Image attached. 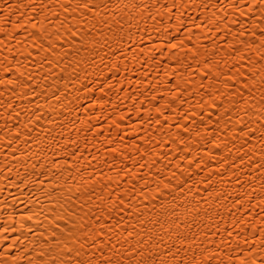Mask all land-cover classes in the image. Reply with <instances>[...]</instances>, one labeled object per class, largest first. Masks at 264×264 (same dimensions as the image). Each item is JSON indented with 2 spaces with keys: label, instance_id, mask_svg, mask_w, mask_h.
Instances as JSON below:
<instances>
[{
  "label": "bare ground",
  "instance_id": "1",
  "mask_svg": "<svg viewBox=\"0 0 264 264\" xmlns=\"http://www.w3.org/2000/svg\"><path fill=\"white\" fill-rule=\"evenodd\" d=\"M36 3L48 4L49 0ZM59 11L53 6L45 15L55 20L52 12ZM64 15L61 12V20ZM92 16L89 12L87 22L80 20L85 30L81 36L97 23ZM105 18L111 30L100 27L109 42L76 54L82 44L66 37L72 40V47L65 43L63 51L70 54L63 57L61 67L40 65L45 54L38 53L39 41L35 48L29 47L31 40L20 45L7 42L16 60L35 65L31 70L40 85L37 92L44 95L29 103L0 85V92H4L0 96V264H40L47 259L48 249L53 247L49 243L54 240L52 225L63 224L56 219L61 210L53 209L69 194L68 185H72V192L77 191V186L80 192L94 190L85 211L107 217L98 243L111 238L116 244L117 237L109 229L119 222L124 235L133 232V247L143 239L145 248L161 255L170 246L175 251L178 231L189 238L199 233L197 245L181 251L180 258H190L193 252L198 254L205 248L217 251V259L224 264H239V259L245 258L251 264L253 255L258 260L264 257L260 250L264 237L260 125L252 123L257 130L254 138L242 146L243 165L235 149L230 155L207 143L218 131L219 139L227 138L229 147L232 143L241 147V140L227 131L224 121L218 126L213 123L220 112L208 105L212 99H220L216 90L226 91L224 77L217 82L220 73L237 81V91L247 90L244 81L252 83L247 79L254 73L251 61L264 52V0H113L112 10H101L98 19ZM71 24L75 27L77 21ZM47 27L52 29L53 25ZM55 27L59 28V22ZM62 36L63 30L53 39L59 44ZM113 36L121 37V42H113ZM171 44L176 47L171 48ZM121 48L123 55L118 52ZM29 51L33 56L25 61ZM4 54L9 55L7 49ZM62 68L67 71L62 72ZM201 72L208 74L202 77ZM41 76L47 79L41 80ZM255 79L259 81L258 76ZM176 84L184 94L173 100ZM54 90L60 101L51 98ZM255 95L258 98L259 91ZM36 103L41 105L39 110ZM8 104L12 107L6 110ZM13 109L20 116L13 114L9 119ZM26 109L41 112L42 120L35 122L32 111ZM137 109L142 111L138 113ZM188 113L196 115L186 118ZM209 113H216L211 120ZM29 119L34 121L31 132L25 128ZM17 131L22 133L19 138ZM74 151L76 156H72ZM233 164L236 168L231 167ZM169 183L171 186L165 188ZM181 185L183 191H178ZM158 190L166 195L153 199ZM173 196L182 198L176 204L191 200L189 206L200 200L207 211L199 214L193 227L185 224L177 230L173 225L170 234L162 231L159 224L147 221L156 219L163 200L167 199L171 206ZM121 197L127 205L121 203ZM237 200L239 205L234 204ZM249 202L257 207H250ZM179 211L183 212V208ZM192 215L195 214H190L189 220ZM133 224L135 229L130 227ZM112 244H107L105 251ZM250 246L252 250L244 252ZM127 247L125 242L120 251ZM96 255L101 253L97 251Z\"/></svg>",
  "mask_w": 264,
  "mask_h": 264
},
{
  "label": "snow or ice",
  "instance_id": "2",
  "mask_svg": "<svg viewBox=\"0 0 264 264\" xmlns=\"http://www.w3.org/2000/svg\"><path fill=\"white\" fill-rule=\"evenodd\" d=\"M53 6L59 7V12H52V15L55 17V20L50 19L45 15V12L52 11ZM118 6V5H117ZM127 8L128 5H125ZM133 8H139L140 5H132ZM173 8L176 7L175 4L172 5ZM113 0H49L48 4H37L36 0H0V45H3V48H0V85L4 86L5 91L11 90L17 99H27L29 103H33L39 96H43L44 92H37L39 84L34 80L32 70L35 65L29 61V57L33 56L32 52H28L24 60L29 61L28 64H25L23 61L16 60L14 55H11L14 52V49L7 43L8 41H15L17 45L28 44V41L31 40L29 47L35 48L37 42L39 41V52H43V55L40 58V65L43 66L47 64L49 67H61L63 64V57L70 54V52L63 51L65 43L68 44L69 48L72 47V40L66 39V37L71 36L76 38L77 43H81L82 47L76 49V54H79L80 51H87L88 47H95L97 45H102L109 42V38L104 34L100 25H108L107 19H98L101 14V10H112ZM39 9V10H38ZM63 12L64 19L61 20L60 14ZM91 12L93 14L92 19L96 20L97 23L91 25L87 30L85 36H81V32H84V28L79 23L82 18L87 22V14ZM7 13V15H5ZM43 16L44 19H37V17ZM15 17V19H13ZM77 21V25L73 27L71 21ZM59 22V28L55 27V24ZM7 25H11V28H7ZM47 25H53L52 29H49ZM61 30L64 32V36L61 37L59 44L56 40L53 39L54 36H61ZM97 33L99 35H97ZM104 37L103 40H100L99 37ZM112 41L116 44H119L122 40L121 37L113 36ZM50 42V43H49ZM261 46L264 47V38L261 40ZM111 47V44H109ZM171 48H175V44L170 45ZM5 49H7L9 55H5ZM60 49L61 51H57ZM120 55H123V49H118ZM113 55H116L114 52ZM59 56L60 59H54L53 57ZM260 61H264V52H261L257 57L256 61H251V66L254 70L252 76L247 77L248 80H252V83L248 84L247 80L244 83L247 85V90L243 88L240 91L236 90L237 81L230 76H225L224 73H220L216 79L217 82L220 81L221 77H224L223 84L224 89L216 90L215 95L220 99H212V102L208 107L213 109H218L220 114L217 117L216 121H213L217 126L220 124V121H224V127L228 132L233 133L234 137H237L241 140V147H237L235 143L231 144L229 147V141L226 138L225 140L219 139V132L216 131L213 134V139L208 141L212 148L220 149L223 148L230 155L234 154L233 149L236 153H240V164H244V153L242 152V146L244 143H248L250 138H254V133L257 131L251 125L252 123H257L260 125V136L259 140L261 142V168H264V64H261ZM79 63V61H77ZM205 65H208V62L205 61ZM67 68H62V72H66ZM211 72V69H209ZM208 73L201 72V76H205ZM259 77L257 82L255 77ZM47 76H41V80H46ZM229 81H232L229 83ZM203 82L201 87H203ZM47 87V86H45ZM174 95L173 100L179 96H182L184 93L180 91L179 84L174 85ZM187 91V90H185ZM259 91L260 95L257 98L255 93ZM4 95V92H0V96ZM52 99L57 101L61 100V97L57 95L56 91H53ZM66 99V97H65ZM152 99L155 100L156 96L153 95ZM258 101L256 104H253V101ZM241 105H243L241 109ZM167 104L164 105L167 108ZM12 105L8 104L5 106L11 108ZM203 108L204 105L202 104ZM35 108L39 110L41 105L39 103L35 104ZM175 110V109H173ZM26 111H32V109H26ZM141 109H137V112H141ZM159 111V109H158ZM16 117L20 116L19 112H16L13 109V113L9 114V119L12 118V115ZM216 113H209V119L211 120L212 115ZM186 118L188 115H196L195 113L185 114ZM32 116L34 117L35 122L42 120V113L39 111H32ZM247 117V122L245 118ZM235 119V123H233ZM152 121L151 116L149 117V123ZM34 121L29 119L25 121V128L31 132ZM156 123H159V116L156 118ZM240 125L241 127H237ZM119 126V125H117ZM187 131V127L184 128ZM22 133L17 131L15 135L17 138ZM207 134V133H206ZM199 135V132H197ZM39 140V137H36ZM113 151H115L113 149ZM72 156H76V152H72ZM226 159V158H225ZM251 159V158H250ZM189 164H192V161H188ZM223 162V161H222ZM143 167V165H141ZM231 167L236 168V165L233 164ZM41 175H45L44 172H41ZM176 173L173 172L172 176L175 177ZM162 179L169 180L168 177H163ZM66 182V180H65ZM237 183L240 181L237 180ZM42 183V182H41ZM187 182L185 181V184ZM171 185L165 184V188H169ZM158 187V186H157ZM184 185L178 189V191H183ZM262 187H264V182H262ZM72 185H68L69 194L64 197V199L53 209L58 212L56 219L62 220L63 224H53L52 225V235L54 240L49 243L53 245L48 249V256L46 260H41L40 264H224L222 260L217 259L219 253L211 248H205L200 251L198 254L193 252L189 258L187 255L180 258L179 253L181 251L187 252L193 249L194 245H197L199 239V233H192L191 238L187 234L181 235L178 231L176 235V247L175 251L169 250L164 254L153 253L148 248L144 247L145 241L143 239L138 240L136 247H133L130 243L131 238L133 237V232H127V235L120 232L119 222H117V227L109 229L112 232V235L117 237L116 244H112L111 238L107 241H101L98 243L101 233L106 227V224L103 222L107 219L106 216L97 215L95 213L87 212L85 209L89 208L88 200L95 194L94 190L86 189L84 192L79 191V186H77V191L72 192ZM43 190V189H41ZM191 190V189H189ZM160 195H166L164 193L157 191V196H154L153 199H156ZM211 195V193H209ZM110 199V198H109ZM182 199L181 197L173 196V203L169 206L167 199L163 200L159 205V212L155 220H149L147 223L159 224L160 229L164 232H170L172 226L178 230L182 225H187L188 227L194 226V221L197 219L199 214L202 211H207L204 209L200 203V200L196 201L195 206L191 205L192 201L182 202L176 204L175 201ZM193 199H196L193 197ZM207 203V198H201ZM264 200V197H262ZM79 201H84V203H78ZM121 203L127 205V202L123 201L121 197ZM95 202H93V205ZM234 204H240V201H234ZM244 205H241L243 207ZM250 207H257V205H252L249 202ZM211 205L209 204V208ZM183 208V212H180L179 209ZM261 211L264 212V207L261 208ZM192 215L191 220L188 219L190 214ZM161 217L163 219H161ZM139 219V216L137 217ZM243 220V216H241ZM91 221V223H90ZM144 222H141V231H143ZM130 227L135 229L136 225L133 224ZM56 229H59L57 232ZM126 231V230H125ZM152 231H155L153 228ZM216 231L219 232V225L216 227ZM137 236L140 233H136ZM228 235L231 236L232 233L228 232ZM123 236V239L120 237ZM151 239V237H149ZM254 239V238H253ZM125 242H128V247L124 249L123 252L120 251L121 248H124ZM245 244L248 243L246 239ZM107 244H112L111 248H108L105 251V246ZM153 248L156 247L155 244L152 245ZM252 250L251 246L244 249V252H250ZM261 252H264V237H261ZM99 251L101 255L97 256L96 253ZM108 253H111L109 255ZM239 264H249V260L239 259ZM251 264H264V257H261L259 260L255 255L251 257Z\"/></svg>",
  "mask_w": 264,
  "mask_h": 264
}]
</instances>
